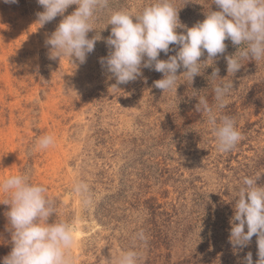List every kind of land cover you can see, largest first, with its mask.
Listing matches in <instances>:
<instances>
[{
	"label": "rangeland",
	"instance_id": "374dc122",
	"mask_svg": "<svg viewBox=\"0 0 264 264\" xmlns=\"http://www.w3.org/2000/svg\"><path fill=\"white\" fill-rule=\"evenodd\" d=\"M152 2L109 0L87 34L100 39L86 62L73 58L76 66L68 57H49L46 40L62 16L40 27L37 0H0V181L26 174L46 187L57 208L48 222L76 226L74 264H116L128 250L138 253L137 264H244L248 252L255 264L257 237L241 249L229 236L243 178L261 173L257 184L264 186V60L244 58L239 71L227 73L225 57L239 46L226 40L225 53L204 62L192 82L178 70L177 92L156 88L163 74L144 67L136 80L118 85L100 62L110 51L109 15ZM174 4L187 27L219 10L211 0ZM176 51L170 45L159 58ZM206 59L205 52L200 60ZM215 69L219 76L212 77ZM221 82L233 87L218 118L231 117L242 136L227 152L218 151L196 110L201 97L215 109ZM43 135L55 143L41 150ZM77 181L88 184L90 206L73 191ZM9 208L0 203V264L13 247ZM140 231L146 241L137 238Z\"/></svg>",
	"mask_w": 264,
	"mask_h": 264
},
{
	"label": "clouds",
	"instance_id": "9594fccd",
	"mask_svg": "<svg viewBox=\"0 0 264 264\" xmlns=\"http://www.w3.org/2000/svg\"><path fill=\"white\" fill-rule=\"evenodd\" d=\"M3 3L16 4L18 0H3ZM37 3L43 7V11L37 13L36 22L40 27L57 16L63 17L46 40L51 49L49 57H68L73 64V58L80 64L86 62L87 55L94 51V45L100 39L97 36L89 38L87 34L95 29V15L108 6L109 0H37ZM211 3L219 10L207 11L205 19L192 27L181 23L174 0H153L139 11L111 12L107 21V25H112L111 34L105 41L110 51L107 57L101 58L102 67L115 77L118 85L136 80L142 75V67L153 69L163 74V78L154 82L156 88L177 92L178 70L184 68V77L192 82L201 74L204 62L213 63L214 58L225 53L226 40L239 46L234 55L225 57L227 73L239 71L240 61L244 58L264 60V0H211ZM72 5H76L74 11L64 15ZM178 28L186 31L177 32ZM170 45L178 46L176 54L166 60L160 59L161 52L167 54L170 51ZM205 52L207 59L201 62L200 57ZM212 63L204 64V67ZM218 73L219 69H215L212 77L219 76ZM232 87L233 84L228 82L215 86V109L204 97L196 105V110L205 115L207 127L220 152L232 150L242 139L231 117L218 118V110L226 107V97ZM54 143L52 135H43L37 140L36 147L44 150ZM260 175L243 178L229 236L230 244L241 249L254 235L257 237L255 264H264V186L257 184ZM73 191L82 197L84 206L92 204L87 183L75 182ZM0 194L7 197L0 203L10 205L7 217L13 242L3 264H74L71 249L76 226L63 221L48 222L53 213L57 214V208L45 186L30 182L26 174L9 175L0 181ZM137 238L147 239L143 231L137 233ZM137 262L135 250L122 252L116 260V264ZM244 264H253L251 252L244 257Z\"/></svg>",
	"mask_w": 264,
	"mask_h": 264
}]
</instances>
